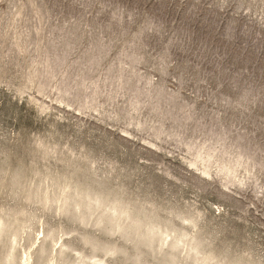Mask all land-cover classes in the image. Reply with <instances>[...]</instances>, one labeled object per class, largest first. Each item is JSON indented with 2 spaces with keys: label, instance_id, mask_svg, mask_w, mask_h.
Segmentation results:
<instances>
[{
  "label": "rangeland",
  "instance_id": "1",
  "mask_svg": "<svg viewBox=\"0 0 264 264\" xmlns=\"http://www.w3.org/2000/svg\"><path fill=\"white\" fill-rule=\"evenodd\" d=\"M0 264H264V0H0Z\"/></svg>",
  "mask_w": 264,
  "mask_h": 264
}]
</instances>
